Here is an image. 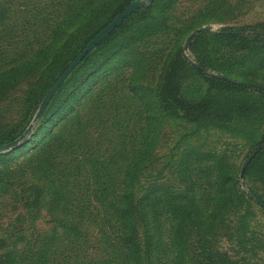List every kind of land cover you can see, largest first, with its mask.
Returning <instances> with one entry per match:
<instances>
[{"label": "rangeland", "instance_id": "rangeland-1", "mask_svg": "<svg viewBox=\"0 0 264 264\" xmlns=\"http://www.w3.org/2000/svg\"><path fill=\"white\" fill-rule=\"evenodd\" d=\"M122 1L0 0V238L19 264H264V205L255 199L264 201V0H155L149 10L144 0L146 12L109 39L124 45L114 66L65 113L53 101L35 131L60 58L42 49L48 35L74 34L77 11L101 3L96 26ZM156 21L161 28L142 31ZM200 30L234 35L205 41L203 72L186 43ZM81 35L57 37L63 58ZM131 158L133 198L156 189L144 222L131 219L134 251L121 244L119 223ZM171 193L186 207L177 224L162 206Z\"/></svg>", "mask_w": 264, "mask_h": 264}, {"label": "trees", "instance_id": "trees-1", "mask_svg": "<svg viewBox=\"0 0 264 264\" xmlns=\"http://www.w3.org/2000/svg\"><path fill=\"white\" fill-rule=\"evenodd\" d=\"M83 2H86L88 0H82ZM131 0H124L120 4H118L115 7V10L107 16L101 23L98 25L94 26V21L97 18L98 12L101 9V6H98L101 3H97L96 6L90 7L88 10H85L84 12H79L77 13L81 16L82 18L81 22L73 26L71 31H74V34L68 32L67 36L59 31L57 28L54 31V34H51L50 37L48 35L47 40H49V43H47L46 47H43L42 49H49L51 54L53 56H58L60 57L59 60H57L56 64L53 65V58H52V63L51 65L53 66V73L51 74L50 80L47 82L45 86L44 92H42V95L48 90V88L52 85V83L56 80L58 75L62 72V70L65 68V66L72 60V58L76 55V53L94 36L96 32H98L103 26H105L111 19L112 17L119 12L126 4H128ZM152 5H155V0L149 5L148 9L152 7ZM146 12L145 10H141L137 8L130 14H128L122 22L117 25L107 36H105L101 41H99L97 44H95L89 51L86 52V54L82 57V59L69 71V73L66 75L64 80L58 85V87L55 89V91L52 93L50 99L47 101L43 109L40 111L38 117H37V122L36 124L40 123L39 126L35 128V131L39 129L41 126V122L44 119V115L46 114L47 110L53 103V101H56L58 103L59 108L61 107L60 111H63L64 113L70 108L74 103L78 102L79 99L84 95V93L91 87L92 84H94L98 79L104 77L106 72L108 71L107 69L109 68V65L112 64L114 66L115 61H112L113 58L119 53L121 54V49L123 44L120 46H109L108 42L109 39L115 34L118 29L123 27V25L126 24V21L130 19L132 15H135L137 13H143ZM149 13V12H147ZM145 13V14H147ZM144 15V14H143ZM94 26V27H93ZM251 28L252 32L258 31H263L255 27H251V25H247ZM162 27V21H156L152 23H147L142 25V31L144 33H148L151 29L153 28H161ZM78 34H82L79 36L81 42L75 45V49L66 57L63 58V54L60 53L64 47H62V40L64 41L65 39L72 38L74 40L75 36ZM74 35V36H73ZM258 35V33L256 34ZM58 36H62L61 38H58ZM228 36H234L233 34H225L224 32H217V33H209L208 31L205 30H200L196 32L194 35L191 36L189 40L188 47L196 56V65L195 67L200 70L201 72L204 71V69L208 66L207 62L205 61V41L209 39L210 37H215L217 39L225 38ZM78 38V39H79ZM202 41L203 46L201 47V50L199 51L200 47V42ZM104 45L106 46L102 51L99 52V49L103 47ZM51 47H56V51L53 52L51 50ZM119 51V52H118ZM61 59V60H60ZM25 61H18L17 64L15 65L17 68H21L22 71L25 65ZM85 64H94L93 67H91L89 70L84 72L82 77L76 78V79H69L71 75L75 73L77 69L82 67ZM29 68H25V72L27 73ZM16 73V72H15ZM24 73V72H23ZM216 80H221L224 81V78L218 77L216 75L212 76ZM172 79V75H168L163 77L158 84V92L157 96L161 100H166L167 97H169L170 94V86L169 82ZM88 85V86H87ZM68 86V88H67ZM66 87V88H65ZM68 89V90H67ZM64 90L65 91V96L62 98V100H57V95L58 93ZM42 97V96H41ZM56 98V99H55ZM60 101V102H59ZM170 109V108H169ZM62 113V112H61ZM21 132L18 134H15L14 136L10 137L8 140H13L15 137H17ZM44 135V133L42 134ZM2 142H0L1 144ZM22 145H25L23 143ZM261 151L256 152L255 156L252 158L251 161H253ZM135 158H131V161L128 163L126 170L124 171V180H123V192L125 193L123 195V202L126 204L120 211H121V221H119L121 227H123L124 231L127 230L126 233H122L120 237V242L121 244L127 248L128 251H134V247L136 246V241L133 239L132 235V230L131 227L133 228V223L131 222V219L135 216L137 220L144 222V215H145V210L144 204L149 202L151 207L153 201L151 200L153 196L156 194V189H152L151 192L147 193L144 192V195L141 196L140 198L134 199L133 198V193L131 189V184L133 179L131 177L136 174V171L138 168H135ZM248 171V167L244 169V174ZM122 196V195H121ZM166 196V195H165ZM260 199V197L258 196ZM179 193H171L169 197H166V199L163 202V207L166 208V211H169L170 214L172 215L173 219L175 220L176 218V224L180 221V218L177 215H182V212L186 210V207L184 204H182L179 200ZM126 200V201H125ZM260 202L264 204V201L260 199ZM153 209V208H152ZM179 226V225H178ZM176 226V227H178ZM0 264H19L17 261V255L12 251L9 250L8 247H6V243L4 242L3 238H0Z\"/></svg>", "mask_w": 264, "mask_h": 264}, {"label": "water", "instance_id": "water-1", "mask_svg": "<svg viewBox=\"0 0 264 264\" xmlns=\"http://www.w3.org/2000/svg\"><path fill=\"white\" fill-rule=\"evenodd\" d=\"M148 3L151 0H147ZM144 3V0H131L128 4H126L119 12H117L112 19L103 26L98 32L94 34L90 40L76 53V55L72 58V60L65 66V68L62 70V72L58 75L56 80L52 83V85L48 88V90L45 92L40 107L39 112L43 109L45 104L47 103L48 99L51 97L52 93L55 91V89L58 87V85L64 80L66 75L69 73V71L82 59V57L86 54L87 51H89L95 44H97L99 41H101L105 36H107L117 25H119L124 17H126L128 14L133 12L135 9L140 7ZM194 33L192 31L186 40V43H188L189 38ZM6 144H0V150L6 148ZM255 150L250 152V154L245 158L243 161L241 167H240V173L242 174L244 172V168L246 166V163L250 159V157L254 154ZM255 199L260 202V199L255 196ZM262 205H264L262 202H260Z\"/></svg>", "mask_w": 264, "mask_h": 264}]
</instances>
